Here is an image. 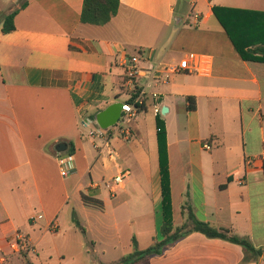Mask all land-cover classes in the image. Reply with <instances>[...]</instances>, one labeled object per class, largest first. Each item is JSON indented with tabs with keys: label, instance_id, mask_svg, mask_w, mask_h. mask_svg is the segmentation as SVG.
Listing matches in <instances>:
<instances>
[{
	"label": "crops",
	"instance_id": "1",
	"mask_svg": "<svg viewBox=\"0 0 264 264\" xmlns=\"http://www.w3.org/2000/svg\"><path fill=\"white\" fill-rule=\"evenodd\" d=\"M119 2L115 16L96 26L80 22L83 0H0V254L6 262L2 245L15 239L13 253L21 245L38 258L65 257L56 246L41 247L37 237L33 242L20 235L16 221L33 232L58 230L72 200V214L94 207L82 195L114 215L146 217L156 229L157 205L162 216L156 105L166 128L173 227L185 222L189 207L199 221L247 239L262 254L191 232L143 260L264 264V63L242 60L212 13L214 6L264 12V0H187L194 12L184 19L177 13L180 0ZM22 3L14 31L3 34V18ZM179 22L183 28L176 33ZM186 27L195 31L185 33ZM139 52L154 63L187 59L192 70L149 82L129 135L107 130L117 154L111 162L98 155L93 145L101 141L88 133L98 126L96 113L127 99L121 60ZM153 92L156 99L149 96ZM186 97H193L189 110ZM59 143L67 145L65 151H57ZM60 157L74 165L66 177L60 175ZM121 170L129 174L111 194L104 182ZM89 246L79 243L71 260L97 253L93 242Z\"/></svg>",
	"mask_w": 264,
	"mask_h": 264
},
{
	"label": "trees",
	"instance_id": "2",
	"mask_svg": "<svg viewBox=\"0 0 264 264\" xmlns=\"http://www.w3.org/2000/svg\"><path fill=\"white\" fill-rule=\"evenodd\" d=\"M25 4L22 3L3 18L1 25L3 34L14 31V18ZM119 6V0H83L80 22L96 26L105 25L115 16ZM212 13L242 60L264 63V12L214 6ZM185 99L189 102L187 109L193 108L191 103L193 97ZM155 132L162 197V218L158 230L161 240H154L150 246L139 250L135 239L132 238L133 251L120 258L116 264H135L149 257L160 256L165 249L191 232L200 233L207 238L226 240L240 245L254 256L261 255L262 251L255 249L247 239L232 235L226 229L213 228L208 223L199 221L189 207L186 208L185 222L180 226L173 227L166 128L159 115L155 117ZM82 200L88 206L100 208L99 203L85 195H82ZM76 224L79 225L78 221Z\"/></svg>",
	"mask_w": 264,
	"mask_h": 264
},
{
	"label": "rangeland",
	"instance_id": "3",
	"mask_svg": "<svg viewBox=\"0 0 264 264\" xmlns=\"http://www.w3.org/2000/svg\"><path fill=\"white\" fill-rule=\"evenodd\" d=\"M197 1V0H194ZM194 12L193 7L187 4V0H180L178 6V16L185 18L186 13ZM193 14H190L189 22L193 20ZM186 26V25H185ZM183 28V23H177L174 26V30L177 33ZM189 28H184L185 33H191L195 30H188ZM194 29V28H192ZM122 96V95H121ZM122 101V97L120 98ZM160 118L162 116H159ZM149 120L150 114L148 116ZM153 121V119H152ZM155 121V118H154ZM155 131V125H154ZM155 139V132H154ZM149 151L152 153L154 148L148 145ZM244 176L242 175L240 177ZM259 188L256 187V191ZM76 206L75 202L72 200L66 212L60 215V225L58 230L49 229L43 232L42 228H35V232L29 229V224H23V222L16 221L18 227V233L20 235L31 236L32 241L39 239L41 247L49 246L58 248V252H64L65 257H60L55 253L49 255V257H37L36 254L31 251L21 250L18 246L17 252H12L9 245L16 242L15 239L9 241V244H3L2 249L6 252L5 256L7 261L3 264H114L113 259L119 256H127V254L133 251V246L131 244V237L135 238L137 247L139 250H143L150 246L154 240L159 241L161 236L159 234V226L161 221V212L157 205L156 208V229L152 221L143 217L138 220L135 215H130V219L124 212H117L113 214L110 207H107L105 211L101 208L90 207L87 213H77L72 214L71 207ZM69 214H67L68 212ZM68 215V218H63V215ZM78 221L79 225L76 224ZM18 222V223H17ZM85 230V232H83ZM154 238V239H153ZM153 239V240H152ZM93 242L97 247V253H94L90 258H87L85 253L73 261L71 260V255L78 253V244L84 243L88 250H91L89 243ZM2 244V243H1ZM112 244L116 247L115 251H112L108 246ZM29 245V243H28ZM103 250V256L100 255V251ZM2 255V254H0ZM146 260H142L140 264H146Z\"/></svg>",
	"mask_w": 264,
	"mask_h": 264
},
{
	"label": "built area",
	"instance_id": "4",
	"mask_svg": "<svg viewBox=\"0 0 264 264\" xmlns=\"http://www.w3.org/2000/svg\"><path fill=\"white\" fill-rule=\"evenodd\" d=\"M121 67L123 69L122 85L126 92L127 99L120 103L121 115L117 123L108 129H111L112 132L117 133L120 136L123 134L124 137H127L130 133L129 127L127 126L137 120L140 107L144 104L145 98L148 94L146 89L150 81H158L162 76H164V79H167L169 74L189 72L192 70L187 59H183L175 65L162 62L154 63L151 61L150 55L146 54V52H139L121 60ZM149 96L152 99H156L158 94L153 92L149 93ZM153 113L155 115L160 114V108L154 105ZM88 136L97 141H101L99 144L94 143L93 145L98 151L99 156H103L111 162L116 160L117 154L111 147L106 129L104 130L97 126L96 129L88 133ZM204 148L209 150L210 146L205 145ZM245 164L247 166L252 165V160L247 159ZM73 169L74 165L70 157L59 158V171L62 177L68 176ZM128 174V171L121 170L116 176L104 182L105 188L109 193L114 194ZM4 262L5 257L0 255V264H3Z\"/></svg>",
	"mask_w": 264,
	"mask_h": 264
},
{
	"label": "water",
	"instance_id": "5",
	"mask_svg": "<svg viewBox=\"0 0 264 264\" xmlns=\"http://www.w3.org/2000/svg\"><path fill=\"white\" fill-rule=\"evenodd\" d=\"M121 104L120 103H112L109 106H107L105 109L99 111L94 115V121L95 123L101 128V129H108L112 126H114L118 119L120 118L121 112H120ZM166 111L165 108L162 109L161 114H164ZM67 145L65 143H59L56 147L58 152H63L66 150Z\"/></svg>",
	"mask_w": 264,
	"mask_h": 264
}]
</instances>
